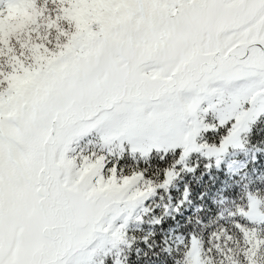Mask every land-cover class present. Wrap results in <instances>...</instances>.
I'll use <instances>...</instances> for the list:
<instances>
[{
  "label": "snow or ice",
  "instance_id": "1",
  "mask_svg": "<svg viewBox=\"0 0 264 264\" xmlns=\"http://www.w3.org/2000/svg\"><path fill=\"white\" fill-rule=\"evenodd\" d=\"M213 250L264 264V0H0V264Z\"/></svg>",
  "mask_w": 264,
  "mask_h": 264
},
{
  "label": "trees",
  "instance_id": "2",
  "mask_svg": "<svg viewBox=\"0 0 264 264\" xmlns=\"http://www.w3.org/2000/svg\"><path fill=\"white\" fill-rule=\"evenodd\" d=\"M232 235L238 239V243H240L241 245H243L242 238L236 232H233ZM209 246H210V243H209V241L207 239V235L205 234V237H204V248L207 249ZM232 249H233V254L236 255L237 256V259H238L239 258V255H237V253H236V247L232 245ZM206 255H208L209 257H211V259H209V260H214V261L218 262V260L216 259L215 250H213L212 253H208ZM262 255H264V253H262Z\"/></svg>",
  "mask_w": 264,
  "mask_h": 264
},
{
  "label": "rangeland",
  "instance_id": "3",
  "mask_svg": "<svg viewBox=\"0 0 264 264\" xmlns=\"http://www.w3.org/2000/svg\"><path fill=\"white\" fill-rule=\"evenodd\" d=\"M231 244L236 247V253H237V255H239L241 253V251H242L243 245L238 243V239L236 237H234L233 235H232ZM207 264H218V262L208 259L207 260Z\"/></svg>",
  "mask_w": 264,
  "mask_h": 264
}]
</instances>
